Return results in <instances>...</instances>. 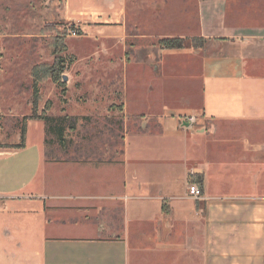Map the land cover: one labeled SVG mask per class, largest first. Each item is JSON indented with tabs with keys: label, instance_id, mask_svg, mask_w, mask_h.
I'll use <instances>...</instances> for the list:
<instances>
[{
	"label": "crops",
	"instance_id": "0c3cea01",
	"mask_svg": "<svg viewBox=\"0 0 264 264\" xmlns=\"http://www.w3.org/2000/svg\"><path fill=\"white\" fill-rule=\"evenodd\" d=\"M129 2L64 0L60 11L87 39L124 52L137 41L132 74L125 53L120 71L112 59L105 70L121 77V92L102 84L103 72L72 86L91 103L106 91L103 116L121 121L119 160L47 161L44 123L27 119L23 147L0 144V264H264V0H175L179 31L157 35L129 34ZM172 36L183 47L157 45ZM70 87L58 86V113L45 112L75 116L77 130L93 114ZM129 114L141 131L129 133ZM190 114L188 128L179 120ZM29 123L42 129L33 143ZM190 181L200 198L187 195Z\"/></svg>",
	"mask_w": 264,
	"mask_h": 264
},
{
	"label": "rangeland",
	"instance_id": "374dc122",
	"mask_svg": "<svg viewBox=\"0 0 264 264\" xmlns=\"http://www.w3.org/2000/svg\"><path fill=\"white\" fill-rule=\"evenodd\" d=\"M63 1L0 0V144L10 145L11 143H19L22 119L34 111L36 114L41 113L46 101H50L53 113L57 114L60 110L62 106L59 100L60 89L58 86L60 84H55L47 77L41 79L37 84L39 101L35 110L32 109V70H39L42 66L51 64L55 56L62 55L67 60L61 81L64 85L71 86L69 93L73 97L78 95L77 97H80L84 101L91 100V95L87 91L85 93L75 92L72 86L79 84L87 87L89 84L95 85L97 84V77L94 78L93 76H98V73L101 74L102 72L103 77L100 76L99 79L105 85L108 79L104 76L105 70L107 71V68H112L109 59L114 61V68L120 71L121 63L117 65V62L121 61L125 53L129 57V62L132 60L134 63H131L130 66L131 74L133 70H136L135 61L137 60L139 47L134 37H131L126 42L125 52L122 50L121 45H109L105 41L96 40V38L87 39L84 36L87 30L83 27L84 24L77 19L67 20L60 16ZM173 1L175 0H131L128 3V7L130 8L129 21H134L133 24H136L137 20H142L145 27H141V29L134 28L131 23L127 29L129 34L157 35L179 31L175 28L178 25V22L175 21L178 15L176 12L178 8ZM161 3L165 5H160ZM195 5L196 0H194ZM139 8L141 12H139ZM153 9L161 11L160 13H156L157 18H159L157 21H153L152 19ZM148 10L151 12H148ZM183 15L186 16V14ZM187 15L191 17V13ZM194 22H196L195 17ZM200 43L201 40L197 41L195 46H198ZM55 44L59 46L65 45V50L59 52V47ZM148 44L150 43L144 44V46L141 44L140 47L142 48L143 46L144 48ZM157 45H159V41ZM56 50L58 53H55ZM91 54H93L92 57H90ZM73 55L80 60L76 64L71 65ZM137 67H139L138 64ZM143 68L145 70V67ZM75 72H84V74L81 77H74ZM90 72L93 76L89 75ZM64 76L66 77V81L63 80ZM120 78L110 76L107 86H112L110 82H113V90L121 92V86L118 82ZM133 81L130 82L131 87ZM94 100L97 103L88 101L84 105L85 111L83 110L85 114H93V123L87 124L86 122H81L77 129L78 133L71 134L74 138V143L70 142L72 146L69 147L70 149L66 155L67 157L77 158L78 156L81 157L83 153H88L89 159L96 160L99 157V152H93V146L101 145L103 148L102 152H106L114 160H119L121 124L114 121L117 119L110 121L111 127L114 130L109 129L108 124H105L107 119L103 114L106 113V109L111 102L109 98L107 99L106 91L97 94L93 92ZM72 107L74 109V106ZM153 121L155 122V120ZM140 122L141 120L137 115L129 114L127 116V129L130 130L129 133L134 132ZM149 126L152 128L153 125L149 124ZM156 128L154 127L155 131ZM99 130L101 131L100 135L97 133ZM41 131L42 129L37 126L33 127L29 123L27 127V142L33 143L36 141ZM85 134L91 137L89 141H81L79 139ZM97 135L100 136L98 138L101 141L102 139L104 140L102 142L99 141ZM48 137V142L45 144V152L48 153V159L46 157L45 160L48 161L52 157L56 159L64 158L65 154L61 153V149L56 145L54 137L50 135ZM86 141L89 143L87 144ZM98 150L100 149L98 148ZM118 172L119 169L115 168L114 173L116 178L118 177Z\"/></svg>",
	"mask_w": 264,
	"mask_h": 264
},
{
	"label": "trees",
	"instance_id": "16d2710c",
	"mask_svg": "<svg viewBox=\"0 0 264 264\" xmlns=\"http://www.w3.org/2000/svg\"><path fill=\"white\" fill-rule=\"evenodd\" d=\"M200 39H198L199 41ZM56 45V44H55ZM184 45V40L181 37H163L159 39V46L161 48H181ZM196 45V43H194ZM59 48V52L62 50H65V45L59 46L56 45ZM55 46V47H56ZM56 50L55 53H58ZM67 60L64 56L62 55H57L54 57L53 62L49 65H44L42 68L39 70L33 69L32 70V96H33V102H32V109L35 110L36 105L39 101V93H38V86L37 84L41 79L44 77H47L51 79L52 82L56 84H60V86H63L64 83L61 81L62 79V73L64 72L66 68ZM50 101H46L43 111L37 115L36 112L34 111L32 114L29 116H24L21 122L20 126V142L15 144L14 147H23L24 142H25V133H26V120L29 118H38L41 119L44 123V128H45V144L48 142L47 139L49 138L48 135L51 137H54V140H56V145L63 151V153H67L69 151L70 142L74 143V138L73 136H69V134L73 133H78V130H76V122L77 119L75 116H68V115H49L46 114V110L49 109ZM89 119L86 120V123L89 124ZM118 124L121 123V121H116ZM105 124H108V128L111 130V123L110 120L107 119V122ZM104 124V125H105ZM93 128V125H92ZM104 128V126H103ZM135 131H141V128L139 126L136 127ZM100 130L97 132L100 135ZM100 137L97 135V138ZM91 137L87 134L82 135L79 139L81 141L88 140ZM99 141H101L100 138H98ZM51 140V138H50ZM49 140V142H50ZM104 139H102L103 141ZM101 141V142H102ZM51 143V142H50ZM88 144L89 142L86 141ZM100 146H93V152H96ZM98 152V151H97ZM99 157L96 160L89 159L90 156L88 153H83L81 154V157L78 156L76 157H67L69 159H76V160H82V161H95V162H103V161H112L113 158L110 157V155L105 154L104 152H99ZM106 156V157H105ZM47 157L48 159V153L45 152V158ZM50 160H58L54 157L49 158Z\"/></svg>",
	"mask_w": 264,
	"mask_h": 264
},
{
	"label": "built area",
	"instance_id": "2783aa9c",
	"mask_svg": "<svg viewBox=\"0 0 264 264\" xmlns=\"http://www.w3.org/2000/svg\"><path fill=\"white\" fill-rule=\"evenodd\" d=\"M185 127L191 128L197 121V116L194 114L184 115L179 120ZM187 195L191 198L198 199L202 196V190L199 183L190 181L187 183Z\"/></svg>",
	"mask_w": 264,
	"mask_h": 264
},
{
	"label": "water",
	"instance_id": "95a60500",
	"mask_svg": "<svg viewBox=\"0 0 264 264\" xmlns=\"http://www.w3.org/2000/svg\"><path fill=\"white\" fill-rule=\"evenodd\" d=\"M66 79V77L64 76V80Z\"/></svg>",
	"mask_w": 264,
	"mask_h": 264
}]
</instances>
